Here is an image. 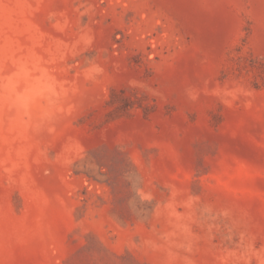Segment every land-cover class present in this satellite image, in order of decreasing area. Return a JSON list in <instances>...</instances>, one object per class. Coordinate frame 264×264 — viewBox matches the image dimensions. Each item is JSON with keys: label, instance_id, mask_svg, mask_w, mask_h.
<instances>
[{"label": "rangeland", "instance_id": "1", "mask_svg": "<svg viewBox=\"0 0 264 264\" xmlns=\"http://www.w3.org/2000/svg\"><path fill=\"white\" fill-rule=\"evenodd\" d=\"M0 264H264V0H0Z\"/></svg>", "mask_w": 264, "mask_h": 264}]
</instances>
